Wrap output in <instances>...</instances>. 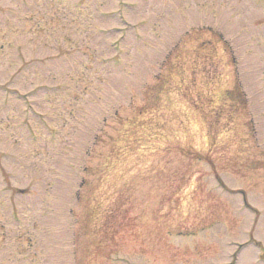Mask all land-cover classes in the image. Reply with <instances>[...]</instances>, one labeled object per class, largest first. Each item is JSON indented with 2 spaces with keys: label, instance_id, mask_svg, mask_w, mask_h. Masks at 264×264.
<instances>
[{
  "label": "rangeland",
  "instance_id": "obj_1",
  "mask_svg": "<svg viewBox=\"0 0 264 264\" xmlns=\"http://www.w3.org/2000/svg\"><path fill=\"white\" fill-rule=\"evenodd\" d=\"M0 264H264V0H0Z\"/></svg>",
  "mask_w": 264,
  "mask_h": 264
}]
</instances>
